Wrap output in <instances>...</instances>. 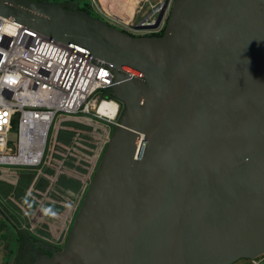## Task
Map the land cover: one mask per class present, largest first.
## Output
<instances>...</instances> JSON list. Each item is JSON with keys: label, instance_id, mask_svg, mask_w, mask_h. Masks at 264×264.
Masks as SVG:
<instances>
[{"label": "water", "instance_id": "95a60500", "mask_svg": "<svg viewBox=\"0 0 264 264\" xmlns=\"http://www.w3.org/2000/svg\"><path fill=\"white\" fill-rule=\"evenodd\" d=\"M0 15L111 61L123 103L64 247L33 264L264 254V0H173L162 35L49 0H0Z\"/></svg>", "mask_w": 264, "mask_h": 264}, {"label": "built area", "instance_id": "2783aa9c", "mask_svg": "<svg viewBox=\"0 0 264 264\" xmlns=\"http://www.w3.org/2000/svg\"><path fill=\"white\" fill-rule=\"evenodd\" d=\"M162 4L136 24H154ZM165 18L166 15L156 28L136 29L134 26V29L143 33L157 32L164 27ZM114 81L111 61L48 32L0 15V164L43 165L47 161L51 128L60 115L63 119L59 125L63 120L85 117L90 121L86 123L97 130L100 127L97 135L89 130L72 133L73 137L82 138L94 147L88 164L70 157V145L67 151L56 152L58 159L55 161L51 155L44 166L45 172H51L47 177L53 179V184L44 180L43 170L35 182L43 197L35 201L32 220L54 232L55 238L51 241L34 234L62 247L111 137L112 127L119 123L123 103L108 95ZM110 102L117 104L115 110L110 109ZM77 122L84 124L78 119ZM13 129L16 131L14 142L10 137ZM74 168L83 169V174L75 176L80 181L78 185L70 170ZM70 184L75 186L74 189L71 187V194L67 193ZM23 226L31 231L30 224L23 223ZM249 260L251 263L237 260L231 264H260V259Z\"/></svg>", "mask_w": 264, "mask_h": 264}, {"label": "rangeland", "instance_id": "374dc122", "mask_svg": "<svg viewBox=\"0 0 264 264\" xmlns=\"http://www.w3.org/2000/svg\"><path fill=\"white\" fill-rule=\"evenodd\" d=\"M49 1H62L68 5L70 9L74 8V10H77V6L85 4V1H92L91 7L100 14L101 19L116 25L120 29L129 31L133 35H149L152 33H159L164 29L163 27L157 32L147 31L146 33L134 29V26L141 18L146 16L154 7L159 6L161 1L163 2L164 0H140L138 6L136 5L134 8L133 13L129 12L126 6L121 7L119 4H116L118 0H103V3H100L99 0H95L99 3V6H94V0ZM172 2L173 0H170L166 10L167 16L170 13ZM62 119L61 115L58 116L51 128L46 151L47 161L50 160L51 155L52 157L54 156L55 161L58 159L56 152H65L68 150V146L70 148L71 145L72 150L70 157L82 161L84 164H88L93 154L94 147L89 145L82 138L76 137V139L72 136L73 132L77 133L78 130H86L85 127H81L77 121L71 119L63 120L59 125ZM114 129L115 126L112 127V133ZM10 137L12 142L16 141V131L14 129L10 133ZM53 151L55 152L54 154ZM101 158L96 167L100 164ZM47 161H45L43 165H37L36 167L18 164H0V264H33L38 256L44 255V245L31 239L27 235V229L23 226V223L31 225V231L28 229L30 232L40 234L54 241V232L48 231L43 227L41 222L34 223L31 215V212L36 207L35 201H40L43 197L39 189L36 188L35 182L41 170L44 171V166L47 164ZM3 170L4 172H2ZM6 170L8 171L6 172ZM50 174L51 172L48 170L45 172L44 180L47 184H53V179L47 177ZM239 260H241V262L251 263L249 259Z\"/></svg>", "mask_w": 264, "mask_h": 264}, {"label": "trees", "instance_id": "16d2710c", "mask_svg": "<svg viewBox=\"0 0 264 264\" xmlns=\"http://www.w3.org/2000/svg\"><path fill=\"white\" fill-rule=\"evenodd\" d=\"M58 2H60L65 8H69V9H70V7H69L68 5H66L65 3H63L62 1H58ZM84 3H85V4H83V5H79V6H77L76 9H77V10H80V11H82V12L88 13V14H90V15H93V16H95V17H99V18H101V17H100V14L92 9V7H91V6H92V5H91V2L85 1ZM89 5H90V6H89ZM72 9H74V8H72ZM122 30H124V31H126V32H129V31L125 30V29H122ZM129 33H131V32H129ZM163 33H164V29H163L161 32H159V33H152V34H149V35H162ZM131 34H132V33H131ZM108 95L114 96L112 91H108ZM42 184H44V182H43ZM13 215H15V214H13ZM26 233H28L27 235H28L31 239H33V240H35V241H37V242H40L41 244L44 245V246H43V247H45V249H44V251H45V252H44V255H49V256H51V255L53 254L54 250H56V249H61V247H62V246H60V245H57V244H55V243H52V242H50V241H46V240H44V239L38 237V236L35 235L34 233L30 232L28 229L26 230ZM40 256H42V255H40ZM40 256H38L37 258H39ZM37 258H36V259H37ZM36 259H35V260H36ZM35 260H34V261H35Z\"/></svg>", "mask_w": 264, "mask_h": 264}, {"label": "crops", "instance_id": "0c3cea01", "mask_svg": "<svg viewBox=\"0 0 264 264\" xmlns=\"http://www.w3.org/2000/svg\"><path fill=\"white\" fill-rule=\"evenodd\" d=\"M100 1V3L102 2L103 3V0H99ZM113 1V0H112ZM132 0H118L117 1V3L116 4H119V6H126V8H128V10H129V12H133L134 11V8L136 7V5L138 6V4H139V2H140V0H137V2H136V4H130V2H131ZM165 1V0H164ZM163 1V2H164ZM89 2V1H88ZM158 2V1H157ZM162 2V1H161ZM93 3H94V6H99V3L97 2V1H93ZM95 3H96V5H95ZM135 6V7H134ZM140 19V18H139ZM78 120H79V122H83L84 124H80V123H78L79 125H81V127H85L86 128V130H89V132L90 133H93L94 135H97L98 134V130H100V127H97L98 128V130L97 129H95L92 125H89L88 123H86V122H90L89 121V119L88 118H85V117H81V118H77ZM77 119H71V120H75V121H77ZM101 125V124H100ZM91 136H93L92 134H91ZM94 137V136H93ZM71 171H72V175H73V180H74V183L76 184V185H78L79 184V182L80 181H78L79 179H76V177L75 176H77V175H81V174H83V172H82V170L83 169H78V168H74L73 170L72 169H70ZM78 177V176H77ZM71 184L69 185V188H68V191H67V193H70L71 194V192L73 191V189L75 188V186H73L72 188L73 189H71ZM81 189H82V187H80L79 188V191H81ZM70 199H72V198H70Z\"/></svg>", "mask_w": 264, "mask_h": 264}, {"label": "flooded vegetation", "instance_id": "af4514ba", "mask_svg": "<svg viewBox=\"0 0 264 264\" xmlns=\"http://www.w3.org/2000/svg\"><path fill=\"white\" fill-rule=\"evenodd\" d=\"M91 3H92V1H91ZM166 15V18H165V22H164V24H165V26H164V31H165V27H166V24H167V20H168V16H167V14H165ZM80 207V206H79ZM78 210H79V208H78ZM56 250H58V249H56ZM56 250H54V251H56ZM259 257V258H258ZM260 259V264H264V254H262V255H260V256H257V257H255V258H241V259Z\"/></svg>", "mask_w": 264, "mask_h": 264}, {"label": "bare ground", "instance_id": "6f19581e", "mask_svg": "<svg viewBox=\"0 0 264 264\" xmlns=\"http://www.w3.org/2000/svg\"><path fill=\"white\" fill-rule=\"evenodd\" d=\"M129 1V0H128ZM136 2H137V0H132L131 2H130V4H136ZM135 7V6H134ZM159 10V8L157 9V11ZM133 13V12H132ZM110 106V109L111 110H115V108L117 107V104L116 103H114V102H110V104H109Z\"/></svg>", "mask_w": 264, "mask_h": 264}]
</instances>
